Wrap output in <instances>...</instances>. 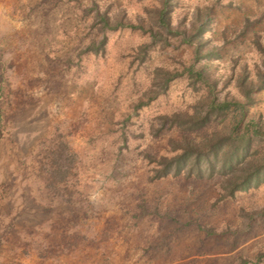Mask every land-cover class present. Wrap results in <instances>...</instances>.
Instances as JSON below:
<instances>
[{"label":"rangeland","instance_id":"1","mask_svg":"<svg viewBox=\"0 0 264 264\" xmlns=\"http://www.w3.org/2000/svg\"><path fill=\"white\" fill-rule=\"evenodd\" d=\"M94 1L134 24L160 5ZM92 2L0 0V264H264V184L229 198L221 178H153L184 135L159 130L160 116L205 93L186 77L160 88L165 71L193 61L192 47L172 38L141 61L151 37L126 27L89 53L100 38L84 11ZM205 8L222 54L211 70L238 95L232 76L262 61L264 0H175V17L188 23ZM255 99L251 114L264 121V90Z\"/></svg>","mask_w":264,"mask_h":264},{"label":"trees","instance_id":"2","mask_svg":"<svg viewBox=\"0 0 264 264\" xmlns=\"http://www.w3.org/2000/svg\"><path fill=\"white\" fill-rule=\"evenodd\" d=\"M84 11L100 24V38H93L87 45L85 51L89 53L104 52L108 32L126 27L142 29L151 37L149 43L139 48L141 61L147 59L155 44H170L172 38H179L182 44L193 49V61L182 71H165L159 81L160 88L166 90L172 80L186 77L191 86L205 93L192 110L160 116L159 130L166 126L177 127L184 135L171 141L173 155L156 159L154 179L170 175L221 178L223 197L229 198L264 184V121L251 114L256 94L264 90V35L255 34L254 44L262 57L256 71L252 72L245 64L238 75L232 76L236 95L233 87L225 91L228 83L214 77L211 70L210 62L222 56L221 48L207 37L212 28V8L198 9L188 23H183L185 18L178 21L175 17V0H160L148 19L139 20L137 24L130 22L124 11L113 13L109 6L102 7L94 0ZM249 25L246 18L243 32ZM157 96L158 91L139 100L136 110L150 104ZM1 124L0 114V138L3 135Z\"/></svg>","mask_w":264,"mask_h":264}]
</instances>
